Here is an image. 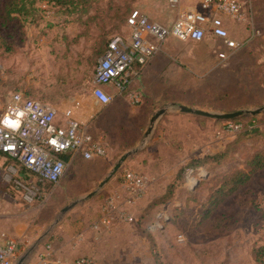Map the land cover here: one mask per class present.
I'll return each instance as SVG.
<instances>
[{
    "label": "rangeland",
    "instance_id": "obj_1",
    "mask_svg": "<svg viewBox=\"0 0 264 264\" xmlns=\"http://www.w3.org/2000/svg\"><path fill=\"white\" fill-rule=\"evenodd\" d=\"M9 1L0 0V15L4 14L5 4ZM158 1L164 6L156 7L154 0L128 3L126 0H97L90 11L98 17L91 25L81 24L82 19L77 13L48 0H36L33 8L28 5V11L24 14L14 12L10 19L4 15L0 18V118L15 91L54 105L61 117L75 101L90 100L94 117L87 122V129L103 136L107 155H115L116 162L123 153L135 148L144 139L150 124V118L145 117L143 111L144 93L133 86L123 92L121 99L117 87L112 85L106 89L111 101L98 105L92 93L94 70L100 59L95 54V46H99V36L103 33L107 40L116 35L129 36L127 16L134 8L143 11L145 4L163 19L154 21L171 28L175 10L168 0ZM243 1L248 11L246 30L245 25L236 21L232 31L238 35L242 29L244 32L248 29L250 34L230 59L219 60V45L212 44L207 36L188 40L171 36L167 39L168 42L174 39L176 43L167 49L168 65L163 70L161 82L156 85L167 87L169 98L213 112L264 107V0ZM87 29L90 30L88 34L85 33ZM142 72L135 80L137 86H140ZM131 91L140 95L141 102L132 101ZM246 115L251 114L242 116ZM257 115L264 117V110ZM192 121L193 118L183 120L174 129L184 136L174 146L185 157L183 161L174 156L173 149L155 152L160 156L162 152L164 155L170 152L163 164L155 165V171L170 172L174 168L187 167L184 179L174 187L173 199L167 204L147 207L155 193L160 196L166 192L152 189L147 191L146 201L141 200L146 204L138 213L137 228L149 242L151 264L165 261L173 264H260L254 249L264 245V218L255 205L264 210V171L256 172L210 214V218L222 216L231 226L229 230L215 232L204 228L200 221L207 211L204 204L218 186L220 177L244 166L247 155L256 147L264 148V139L243 138L229 149V155L222 163L191 167L189 164L194 156L203 157L224 150L226 144L237 140L243 128L230 132L227 120L199 115L194 118L195 126ZM169 127L166 130L171 129ZM127 161L115 175L119 180L123 179L125 169L132 167ZM92 167L94 164L86 161L81 162V166L68 165L59 183L49 184L31 171L23 172L24 177H20L22 166L14 162L13 167L0 168V188L11 186L23 203L34 208L33 215H41L40 220L49 221L47 224L50 225L63 207L94 190L88 188L93 186V182L88 181V171L82 170ZM108 192L97 191L65 216L76 207L99 200V196L107 197ZM17 254L16 262L24 258L22 264H27V254Z\"/></svg>",
    "mask_w": 264,
    "mask_h": 264
},
{
    "label": "crops",
    "instance_id": "obj_2",
    "mask_svg": "<svg viewBox=\"0 0 264 264\" xmlns=\"http://www.w3.org/2000/svg\"><path fill=\"white\" fill-rule=\"evenodd\" d=\"M145 1V0H144ZM201 0H178L176 6H172L175 10V19L178 14L190 6L199 5ZM154 0V5L157 7L164 6V3ZM146 5V4H145ZM142 5V9L148 14L150 19L163 20L159 15L151 11L148 6ZM245 18L242 20H232L225 17V24L228 27L230 36L237 40L244 41L249 36V30H246L248 21V11L245 5ZM240 22L245 25L238 35L233 34L234 22ZM241 35V36H240ZM174 38V37H173ZM212 44L221 45L222 40L215 38L212 35H207ZM176 43L174 39L166 41L162 49L145 65L138 64L132 67L131 78L132 82L129 88L135 86L144 93V114L145 117H151L162 107L169 106L170 109L158 120L150 138L146 145L135 154V157L128 159V164L137 171L142 172L148 181V190H166L168 185L177 180L179 170L173 169L170 172L155 171V165H161L166 157L170 156V152H163L155 155L161 149H173L174 156L179 157L181 161L184 156L180 155V150L174 148L175 144L180 142L184 136L177 131V125H181L183 120H192V125L195 126L194 118L198 115L181 112L178 105L184 104L192 106L187 101L179 102L175 98H169L170 90L167 87H161L156 84L161 82L163 70L168 65L167 49L173 47ZM229 57L228 59H230ZM227 59V60H228ZM143 71V72H142ZM140 86L135 85V80L141 75ZM152 83V84H151ZM112 85H103L106 90ZM114 86V85H113ZM160 87V88H157ZM128 88V89H129ZM127 89V90H128ZM126 90V91H127ZM123 92L118 90L119 98L123 99ZM132 93V91H131ZM135 93V92H134ZM122 96V97H121ZM97 101V100H96ZM171 101V103H168ZM98 105L102 104L98 102ZM165 103V104H163ZM106 105V104H102ZM195 107V106H194ZM175 108L176 110H173ZM74 116L81 122H87L94 117L93 104L90 100L82 102L80 106L74 108ZM58 116V121L63 120ZM199 119L201 117H198ZM207 118V117H206ZM210 119V118H209ZM169 123H166L167 121ZM150 125V124H149ZM88 126V124L86 125ZM170 126L166 130V128ZM178 145V144H177ZM176 145V146H177ZM155 150V151H154ZM194 157H200L194 156ZM116 156L108 154L103 157H94L85 159L77 153H68V165L81 166V162L94 164V167L82 169L88 171L90 178L89 182H93V186L88 188L96 189L99 183L106 177L111 167L115 164ZM192 158V156L190 157ZM168 159V158H167ZM14 160L4 152L0 151V168H10L14 166ZM125 165V164H124ZM19 176L24 177V173L20 171ZM154 173V174H151ZM5 174V173H4ZM89 177V176H88ZM98 185L95 187V184ZM4 186V185H1ZM102 190L109 191L107 197H98L93 203H87L80 207H76L68 215L64 216L48 233L50 225L46 220H40V216H34L32 213L33 207L23 203L21 196L13 191L10 187L0 188V239L14 238L18 244V252L27 254V264H72L79 257H90L93 259V264H151L152 255H150L149 242L137 228L138 213L141 212L148 197L145 194L143 197L130 202L128 193L123 186V179L119 180L113 177ZM118 195V209L110 216V222L103 224L101 222L102 208L106 199L111 195ZM159 193L154 195L158 196ZM155 196V197H156ZM104 199V200H103ZM142 200V201H141ZM150 199H148L149 201ZM147 201V202H148ZM120 210L126 211L129 215L124 219L121 217ZM36 217V218H35ZM56 218V217H55ZM98 224V228L95 226ZM45 225V226H44ZM48 225V226H47ZM47 233V235H45ZM155 262V261H154ZM166 262V261H165ZM164 262V263H165ZM160 263V262H159ZM156 264V263H154Z\"/></svg>",
    "mask_w": 264,
    "mask_h": 264
},
{
    "label": "built area",
    "instance_id": "obj_3",
    "mask_svg": "<svg viewBox=\"0 0 264 264\" xmlns=\"http://www.w3.org/2000/svg\"><path fill=\"white\" fill-rule=\"evenodd\" d=\"M170 1L172 6L178 3V0ZM245 14L243 0H201L199 5L181 11L172 27L167 28L139 8L132 9L127 18L129 36L113 37L95 67L93 96L98 102L108 104L111 96L103 85H114L119 91H126L132 82V67L148 63L171 36L180 40L207 35L220 38L222 43L217 56L226 61L245 41L230 36L225 17L242 20ZM130 97L133 102H141L138 93L132 92ZM75 102L64 111L63 120L59 122L54 105L22 92L14 93L0 118V151L49 184L59 183L64 176L68 166L64 155L68 153H77L85 159L106 156L103 136L89 131L85 123L74 116L73 110L80 106V100ZM226 125L230 132L242 128V123L236 121L227 120ZM123 186L132 202L146 194L148 181L143 173L129 168L124 171ZM118 198L116 194L106 199L101 215L103 224H108L111 214L119 210ZM120 214L124 219L129 216L124 210H120ZM95 226L98 228V224ZM17 252L14 238L0 239V264H14ZM72 264H93V259L79 257Z\"/></svg>",
    "mask_w": 264,
    "mask_h": 264
},
{
    "label": "trees",
    "instance_id": "obj_4",
    "mask_svg": "<svg viewBox=\"0 0 264 264\" xmlns=\"http://www.w3.org/2000/svg\"><path fill=\"white\" fill-rule=\"evenodd\" d=\"M58 6L65 7L70 9L71 12L77 13L79 18L82 19L81 24L91 25L93 21H95V17H98L97 13L91 14V9L96 4L97 0H48ZM127 3L131 2V0H126ZM36 0H11L5 4V12L3 15H0V18H3L5 15L7 19H10L14 12L24 14L26 10L28 11L27 6L30 5L31 8L34 7ZM128 5V4H127ZM130 7L128 5L127 11H129ZM132 10H130L129 14ZM121 13L120 10H118ZM118 14L119 17H121ZM128 14V16H129ZM127 16V18H128ZM124 20L125 18L122 17ZM127 21V20H126ZM88 30V29H87ZM90 30L85 31V33H89ZM99 40V46H95V54L97 57H101L108 47V43L111 39L107 40L105 34H101ZM22 92V91H15ZM23 93V92H22ZM28 96V94H25ZM30 97V96H28ZM32 98V97H31ZM246 118V119H245ZM229 121H238L242 123V130L238 133L239 137L237 140H233L226 144L224 150L210 154L204 155L203 157H194L192 158V162L189 164L191 167H195L196 165H204L207 163L214 162L215 164L222 163L225 158L229 155V149L236 146V142L248 137H256L260 140L264 139V117L258 115H246L240 116L235 119H231ZM3 152V151H1ZM247 155V159L245 161V165L239 168L233 169L231 172L222 175L219 179L218 186L212 191L210 194L207 203L204 204L206 206V213L203 215V218L200 221V224L206 229H212L213 231H225L229 230L231 226H229L222 216L217 218H210V214L217 210L219 206L230 196H232L235 192H237L240 188H242L248 181L251 180L252 176L256 172L264 171V148L256 147L255 150ZM5 153V152H4ZM6 154V153H5ZM65 159L67 155H64ZM67 160V159H66ZM18 164V163H17ZM23 169V170H22ZM22 172L25 174L29 172V170L22 166ZM187 167L184 166L182 169H179L177 180L174 183L168 185L166 192L162 195L155 197L148 206H156L169 203L175 193V186L178 185V182L184 179L186 174ZM242 202V201H241ZM254 202V201H253ZM257 209L261 210L264 218V210L259 208L258 205H255ZM210 219V220H208ZM254 255L260 264H264V245L258 246L254 249ZM162 264V263H161ZM163 264H173L170 261H167Z\"/></svg>",
    "mask_w": 264,
    "mask_h": 264
},
{
    "label": "water",
    "instance_id": "obj_5",
    "mask_svg": "<svg viewBox=\"0 0 264 264\" xmlns=\"http://www.w3.org/2000/svg\"><path fill=\"white\" fill-rule=\"evenodd\" d=\"M178 108L181 112L184 113H191L194 115H199L207 118H213V119H221V120H231L234 118H237L239 116H242L243 114H251V115H257L261 113L264 110V107H260L257 109H241L233 112H213L209 110H205L202 108L194 107V106H188L184 104L178 105ZM170 107H162L159 110H157L154 115L150 119V125L147 127L145 131V137L144 139L133 149H129L125 153H123L115 162V164L111 167L110 171L106 175L104 179L99 183L96 189H94L92 192L86 195V197L82 199H77L71 202L70 204L63 207L60 211V213L57 215V217L54 219V221L51 223L49 230L47 233L57 224L59 221L65 216V214L73 209L75 206L79 204V202L93 197L97 191L104 188V186L119 172V170L124 166L126 161L133 155L141 151V149L146 145L148 139L150 138L158 120L164 115L167 111H169ZM47 233L45 235H47ZM24 261V258H21L20 261L14 263V264H22Z\"/></svg>",
    "mask_w": 264,
    "mask_h": 264
}]
</instances>
